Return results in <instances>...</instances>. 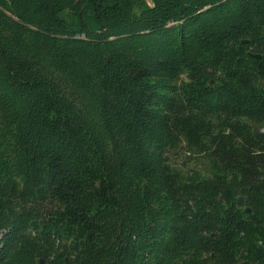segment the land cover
<instances>
[{
	"label": "trees",
	"instance_id": "16d2710c",
	"mask_svg": "<svg viewBox=\"0 0 264 264\" xmlns=\"http://www.w3.org/2000/svg\"><path fill=\"white\" fill-rule=\"evenodd\" d=\"M258 127L264 0H0V264H264Z\"/></svg>",
	"mask_w": 264,
	"mask_h": 264
},
{
	"label": "water",
	"instance_id": "95a60500",
	"mask_svg": "<svg viewBox=\"0 0 264 264\" xmlns=\"http://www.w3.org/2000/svg\"><path fill=\"white\" fill-rule=\"evenodd\" d=\"M250 55V54H249ZM254 59H259V56L257 55H250ZM253 136L256 140L264 141V127H258L253 130ZM236 205L237 207H243L244 206V199L242 197L236 198ZM246 214H250V210H245ZM40 264H43L40 262Z\"/></svg>",
	"mask_w": 264,
	"mask_h": 264
},
{
	"label": "rangeland",
	"instance_id": "374dc122",
	"mask_svg": "<svg viewBox=\"0 0 264 264\" xmlns=\"http://www.w3.org/2000/svg\"><path fill=\"white\" fill-rule=\"evenodd\" d=\"M173 160H178L179 165H183V164H184L182 158H175V159H174V157H173Z\"/></svg>",
	"mask_w": 264,
	"mask_h": 264
}]
</instances>
